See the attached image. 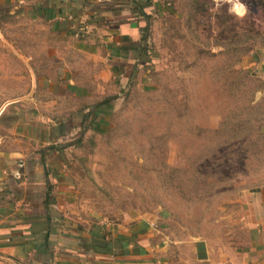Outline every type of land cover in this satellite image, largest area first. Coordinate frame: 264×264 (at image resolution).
Segmentation results:
<instances>
[{"label":"rangeland","instance_id":"374dc122","mask_svg":"<svg viewBox=\"0 0 264 264\" xmlns=\"http://www.w3.org/2000/svg\"><path fill=\"white\" fill-rule=\"evenodd\" d=\"M247 1L254 15L243 19L211 0H173L157 17L152 66L69 152L76 201L92 218L155 214L170 251L187 258L197 238L215 251L245 242V211L264 189V66L245 67L264 49V16ZM3 15L0 102L37 99L36 81L54 76L48 25Z\"/></svg>","mask_w":264,"mask_h":264},{"label":"crops","instance_id":"0c3cea01","mask_svg":"<svg viewBox=\"0 0 264 264\" xmlns=\"http://www.w3.org/2000/svg\"><path fill=\"white\" fill-rule=\"evenodd\" d=\"M172 4L0 0V17L15 14L48 25L45 39L54 45L45 54L55 61L53 78L36 81L43 91L37 99L32 91L17 98V112L11 109L16 101L0 102V259L20 264H264V189L253 194L245 211L244 243L230 240L215 251L209 241L197 238L188 245L189 258L170 251L155 214L126 215L113 223L92 218L76 201L69 152L86 131L104 128L113 101L151 67L141 60L142 46L145 41L150 45L157 17ZM245 8L243 16L236 14L239 19L254 15ZM260 12L264 16V0ZM246 61L251 70L264 66V49ZM98 237L112 241L111 250L93 249L91 241Z\"/></svg>","mask_w":264,"mask_h":264},{"label":"trees","instance_id":"16d2710c","mask_svg":"<svg viewBox=\"0 0 264 264\" xmlns=\"http://www.w3.org/2000/svg\"><path fill=\"white\" fill-rule=\"evenodd\" d=\"M261 1V0H259ZM260 3V2H259ZM142 50H143V56L141 57V60H143V62H145L144 66L148 67V66H152L151 64L153 63V59H154V53H152L151 51L148 53V50H150V45L145 41L144 45L142 46ZM260 129L262 130V132H264V125H260L259 126ZM92 243V248L96 249V248H100L103 249L106 252H108L109 250H111L112 247V241L106 239L105 237H98V238H94L93 241H91ZM122 243V248L124 249V246H127V242L124 240L121 242ZM142 251L143 248H142ZM123 253H126V251H123Z\"/></svg>","mask_w":264,"mask_h":264},{"label":"clouds","instance_id":"9594fccd","mask_svg":"<svg viewBox=\"0 0 264 264\" xmlns=\"http://www.w3.org/2000/svg\"><path fill=\"white\" fill-rule=\"evenodd\" d=\"M227 2L232 4V7L229 9L230 12H233L238 16H243L245 14L246 8L240 3V0H227Z\"/></svg>","mask_w":264,"mask_h":264},{"label":"built area","instance_id":"2783aa9c","mask_svg":"<svg viewBox=\"0 0 264 264\" xmlns=\"http://www.w3.org/2000/svg\"><path fill=\"white\" fill-rule=\"evenodd\" d=\"M211 2L214 5H220L222 3H228L227 0H211ZM240 3H242L245 7L249 8L250 6V2L247 0H240ZM229 5H232L230 3H228ZM0 264H20L17 261H13V260H9V259H0Z\"/></svg>","mask_w":264,"mask_h":264}]
</instances>
